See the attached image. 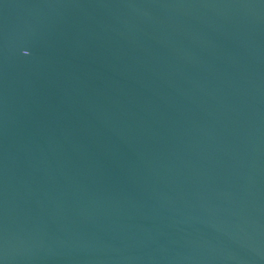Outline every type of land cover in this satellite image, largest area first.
Wrapping results in <instances>:
<instances>
[{
    "label": "water",
    "instance_id": "water-1",
    "mask_svg": "<svg viewBox=\"0 0 264 264\" xmlns=\"http://www.w3.org/2000/svg\"><path fill=\"white\" fill-rule=\"evenodd\" d=\"M0 264H264V0H0Z\"/></svg>",
    "mask_w": 264,
    "mask_h": 264
}]
</instances>
